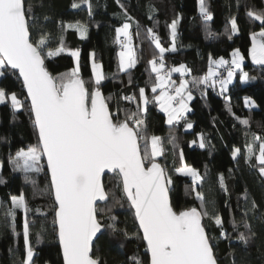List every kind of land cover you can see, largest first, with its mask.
Instances as JSON below:
<instances>
[{"label":"trees","instance_id":"16d2710c","mask_svg":"<svg viewBox=\"0 0 264 264\" xmlns=\"http://www.w3.org/2000/svg\"><path fill=\"white\" fill-rule=\"evenodd\" d=\"M29 2L38 17L37 27L48 36L49 49L60 47L62 38L65 51L46 60L47 68L54 77L66 75L76 67L70 52L78 50L80 78L87 87L93 88L95 75L92 61L101 65L105 76L101 81V91L108 98L113 111L119 105L122 118L125 109L136 110V103L143 108V99L138 96V91L140 88L145 89L149 103L146 113L140 114L139 118L143 121L140 127H146L149 141L151 135L161 137L165 151L158 162L165 166L166 173L171 176L169 193L174 210L180 211L199 204L191 192V178L174 170L188 165L204 176L202 190L205 197L215 202L216 210L225 220L227 238L205 219L211 235L218 238L215 254L220 264H264V178L255 167L258 164L256 159L253 158L249 163L244 158L247 144L253 143V136L264 138V66L253 63L250 56L252 34L259 33L264 28L245 14V5L261 9L264 8L263 1L240 0L237 7L236 0H206L213 17L207 22L200 14L199 0H120V3L117 0H90L91 12L83 0ZM74 3L80 6L73 8ZM125 10L132 18L129 21L132 25L130 34L137 62L133 68L121 71V46L115 30L125 22ZM232 17L237 20L238 34L231 33ZM174 20L177 21V50L172 52L170 25ZM78 23L87 27L84 37L77 29ZM69 24L73 27L69 28ZM148 29H152L161 45L169 49L164 54V60L170 66L179 67L183 64L190 69L185 75L176 73L172 76L179 82L183 78L191 81L206 76L213 60L232 59V53L236 49L244 56L242 70L236 71L235 79L224 95L220 94L219 88L190 84L193 99L189 103L187 119L169 125L166 115L160 110V104L154 99L158 92H151V87L156 82V73L152 72L150 62L159 58V50L150 43L151 34ZM242 72L249 74L248 80L241 79ZM0 88L9 94L15 92L25 104L18 111H14L9 102L0 105V180L3 181L0 183V202L5 207H10V197L22 194L30 209V241L37 253L34 257L35 264H63L61 247L53 227V200L48 192L50 178L47 167L44 166L40 172L25 173L14 170L10 162L18 150H27L37 143L34 120L27 110L29 101L25 99L26 92L15 76L0 79ZM125 96H136V99L125 100ZM246 98L253 103H246ZM244 119L249 121L248 125L241 123ZM186 121L193 124L190 131L185 130ZM170 137L176 138L178 147L175 150L168 142ZM202 139L205 145L203 148L200 147ZM255 143L258 148L260 141ZM140 144L143 154V139ZM236 148H240L241 152L233 158ZM180 151L183 152L182 158ZM42 163L45 164L44 157ZM220 174L225 178L227 192L218 183ZM104 182L109 200L97 207L98 219L103 224H112L114 217L118 228L126 229L132 238L126 239L120 232L105 228L94 245V258H98L101 264H131L130 257L138 256L143 264H149L150 256L134 218V210L124 199L122 190L116 187L120 182L119 177L116 174L106 176ZM199 190L201 189L197 188ZM252 201L257 207L245 217L244 211L246 208L252 209ZM233 217L238 230L232 228ZM23 219V210L18 209L14 226L15 233H20L17 236L0 211V264H21L25 255ZM32 221H35L34 226ZM245 222L250 226V231L243 227ZM41 226L46 229V233L41 232ZM38 232L42 236L40 243H37ZM239 232H244L246 236L251 233L254 235L244 244L237 238Z\"/></svg>","mask_w":264,"mask_h":264},{"label":"snow or ice","instance_id":"6c2138e0","mask_svg":"<svg viewBox=\"0 0 264 264\" xmlns=\"http://www.w3.org/2000/svg\"><path fill=\"white\" fill-rule=\"evenodd\" d=\"M236 2L239 7L240 0ZM83 3L91 12L90 0H83ZM117 3H120V0H117ZM72 6L76 8L80 5L74 3ZM121 7L123 8V5ZM245 8V14L264 28V8H249L247 5ZM199 11L205 22L213 18L206 0H199ZM124 15L125 22L115 30L118 41L121 36L126 38L120 41L121 71L133 68L137 62L129 31L132 27L129 21L132 18L128 16L126 10ZM37 23L38 17L29 0H0V79L15 76L20 80L22 90L26 89L25 99L29 101L27 110L30 118L34 120L37 132V143L29 146L26 151L18 150L10 162L14 170L25 173L40 172L43 170L41 158L46 157V166L50 171L48 192L53 200V227L63 249V264H101L98 258H94L92 250L94 238L97 237V233L103 234V228L118 231L126 239L132 238L126 229L118 228L114 217L112 224H103L98 219L97 202L109 198L103 182L106 170L119 177L120 182L116 187L122 190L124 199L134 210V218L138 221L139 229H142V239L147 242L149 264H220L215 254L218 238L211 235L205 219L214 224L220 234L227 238L225 220L216 210L215 202L205 197L202 190L204 176L196 168L187 165L174 170L191 177V192L199 204L180 211L174 210L169 197L172 179L166 173L165 166L157 159L163 156L165 151L161 137L151 135L149 141L146 127L143 129L140 127L143 124L139 118L140 114L146 113L149 103L145 89L140 88L138 91L144 107L141 108V105L136 103V110L125 109L122 118L119 105L117 104L116 110L113 111L108 98H105L101 91V81L105 79L101 65L93 62L95 73L93 88L87 87L80 78L78 50L70 52V55L77 59V67L66 75L54 77L47 68L46 60L65 51L62 38L60 47L50 50L48 36L37 27ZM230 25L231 33L238 34L239 26L235 17L230 19ZM68 27L72 28L73 25L69 24ZM77 29L84 37L87 27L78 23ZM170 29L173 40L170 51L175 52L176 20L171 23ZM148 32L155 41L156 49L159 50V58H154L150 62L152 72L156 73V82L151 87V92L157 93L159 90L154 99L167 113V123L175 125L190 111L188 101L193 99V94L189 85L198 87L203 84L215 87L217 80L213 77H218L219 73L214 67H224L229 65V61L223 58L213 60L206 76L191 81L185 79L176 86L169 79L171 72L183 74L190 72V69L181 64L162 75L165 67L164 54L169 49L161 45L159 37L152 29H148ZM92 55L94 58L95 53ZM251 58L255 64L264 66V30L252 34ZM243 60L244 56L236 49L232 53L227 77L219 79L221 95L227 92V86L236 75V70L241 69ZM241 79L248 80L249 74L242 72ZM123 99L134 101L136 96H125ZM6 102L10 103L14 111L25 107L24 101L18 98L15 92L9 94L0 88V105ZM245 102L253 103L248 98ZM185 123L187 128L192 127L191 122ZM241 123L248 125L249 121L244 119ZM141 139L144 140L143 154ZM175 141V137L168 140L174 150L178 147ZM256 141H260L258 148ZM204 146L202 139L200 147ZM240 152V148H236L233 151V158L240 155ZM179 155L182 158L183 152L180 151ZM244 158L249 163L255 158L258 162L255 167L264 178V138L253 136V143L247 144ZM0 183L3 181L0 180ZM218 183L227 192L223 174H220ZM197 188L201 190L197 191ZM245 201L247 202L246 190ZM10 202V207H5L0 202V211L17 236L20 233H15L16 213L18 209H22L24 213L22 239L25 255L21 264H35L34 257L37 253L30 241L28 203L22 194L11 196ZM256 207L252 201V209L246 208L244 216L246 217L248 212ZM31 224L34 226L35 221ZM243 227L250 231V226L246 222L243 223ZM232 228L238 230L234 217ZM41 232L46 233L43 226ZM251 235L254 233L246 236L244 232H239L237 238L247 244ZM36 237L37 243L42 242L39 232ZM130 260L131 264H143L138 256H132Z\"/></svg>","mask_w":264,"mask_h":264},{"label":"built area","instance_id":"2783aa9c","mask_svg":"<svg viewBox=\"0 0 264 264\" xmlns=\"http://www.w3.org/2000/svg\"><path fill=\"white\" fill-rule=\"evenodd\" d=\"M125 39H126L125 37L121 36L119 38V43H120V41H124ZM149 41H150L151 44L155 45V41L152 39L151 35L149 36ZM156 59H158V58H156ZM225 60L229 61V65H230V62H231L232 59L231 58H226ZM164 65H165V67H164V70H163V75L168 73V71L170 69L174 68V67L170 66L165 60H164ZM229 65H225L224 67H218L217 68V73H219V76L218 77H214V79L217 80V84H216L215 87H219V79L220 78H226L227 69H228ZM232 67H234V66H232ZM175 74H176L175 72H171L170 77L174 76Z\"/></svg>","mask_w":264,"mask_h":264},{"label":"rangeland","instance_id":"374dc122","mask_svg":"<svg viewBox=\"0 0 264 264\" xmlns=\"http://www.w3.org/2000/svg\"><path fill=\"white\" fill-rule=\"evenodd\" d=\"M130 31V30H129ZM258 34V33H257ZM120 44V43H119ZM80 57V56H79ZM74 59H75V65H76V67H77V59L74 57ZM94 61H92V63H93ZM97 64V63H96ZM78 66H79V61H78ZM75 67V68H76ZM219 66H217L216 67V72H217V68H218ZM242 67H243V62H242V66H241V69H237V71H240V70H242ZM92 68H93V64H92ZM101 71H102V69H101ZM94 72V71H93ZM176 73V72H175ZM162 75H163V71H162V73H161ZM180 74H182V73H180ZM94 75H95V73H94ZM169 79H170V81H172V82H174L175 83V85L176 86H179V84L183 81V80H185L184 78L182 79V81L181 82H179V80H176V78H173L172 76L171 77H169ZM234 81V79H232V81H231V83ZM231 83H229L228 84V86L231 84ZM228 86H227V90H228ZM215 88H219L220 89V87H215ZM157 92H158V94H159V90H157ZM157 94V95H158ZM9 100H10V97H9ZM191 101V100H190ZM190 101H188V105H189V103H190ZM142 105H143V103H142ZM143 107H144V105H143ZM189 112L190 111H188L186 114H185V116H184V119H182V120H180L178 123H181L182 121H184V120H186L187 119V117H188V114H189ZM166 115V118H167V120H168V117H167V114H165ZM178 123H176V124H178ZM192 124V123H191ZM193 128V124H192V127L191 128H187V126H186V123H185V130L186 131H190L191 129ZM26 151V150H25ZM257 155H258V152H257ZM162 157V156H161ZM161 157H158L157 159H159V158H161ZM43 158V157H42ZM42 158H41V161H40V164L44 167V166H46V164H44V163H42ZM22 162V161H21ZM185 165H183L182 167H184ZM188 166V165H187ZM191 167V166H190ZM0 171H1V167H0ZM32 172H34V171H32ZM178 173H180L179 171H178ZM181 174V173H180ZM183 175V174H182ZM191 178V177H190Z\"/></svg>","mask_w":264,"mask_h":264},{"label":"water","instance_id":"95a60500","mask_svg":"<svg viewBox=\"0 0 264 264\" xmlns=\"http://www.w3.org/2000/svg\"><path fill=\"white\" fill-rule=\"evenodd\" d=\"M263 1V3H264V0H262ZM25 90V92H26V89H24ZM44 159H45V164H46V157H44ZM47 167V166H46ZM47 171H48V174H49V178H50V171L47 169ZM113 175H115V173H111V172H109V171H105V174H104V177H103V182L105 181V177L106 176H113ZM104 186H105V182H104ZM105 191H106V189H105ZM169 197H170V193H169ZM108 200H109V198L106 200V201H98L97 202V207L98 206H100V205H103V204H105V203H107L108 202ZM170 202H171V199H170ZM137 221V220H136ZM137 224H138V221H137ZM105 231V228H103L102 229V233ZM140 231H141V234H142V229H140ZM102 234L101 233H97V237L96 238H94V241H93V248H94V245H95V243H96V241L99 239V237L101 236ZM145 242V245H146V247H147V242L146 241H144ZM60 247H61V251H62V256H63V249H62V246L60 245ZM92 254H93V250H92ZM149 256H150V253H149Z\"/></svg>","mask_w":264,"mask_h":264},{"label":"crops","instance_id":"0c3cea01","mask_svg":"<svg viewBox=\"0 0 264 264\" xmlns=\"http://www.w3.org/2000/svg\"><path fill=\"white\" fill-rule=\"evenodd\" d=\"M250 56H251V51H250ZM252 59V58H251ZM220 60V59H219ZM225 60V59H224ZM218 61V60H217ZM254 63V62H253ZM216 67L217 66H215L214 67V70L216 71ZM129 70V69H128ZM176 73H178V72H176ZM184 75L186 74V73H183ZM226 77H227V75H226ZM213 79H214V77H213ZM233 79H235V76L233 77ZM215 88V87H214ZM160 110L164 113V114H167V113H165L162 109H161V107H160Z\"/></svg>","mask_w":264,"mask_h":264}]
</instances>
